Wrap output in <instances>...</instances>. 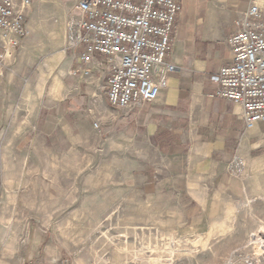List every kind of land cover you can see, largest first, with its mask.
I'll return each instance as SVG.
<instances>
[{
	"label": "crops",
	"instance_id": "obj_1",
	"mask_svg": "<svg viewBox=\"0 0 264 264\" xmlns=\"http://www.w3.org/2000/svg\"><path fill=\"white\" fill-rule=\"evenodd\" d=\"M33 1L51 10L30 8L31 35L23 41L22 55L44 59L50 77L57 71L58 87L49 95L56 101L49 107L52 113L36 110L37 120L47 113L62 129L75 133L89 132L99 123L105 131L116 130L120 139L133 141V155L141 159L127 165L124 179L139 189L161 233L177 229L207 245H238L245 243L247 233L264 227V122L246 130L241 105L214 97L218 86L212 81L221 67L232 63L227 41L237 32V21L252 6L264 11V0H192L186 11L181 0L166 59L179 71L169 75L155 102L126 109L112 107L107 99L110 76L103 57L96 55L84 65V48L65 50L68 19L81 18L75 16L79 1ZM36 107L34 103L33 111ZM4 144L0 139V146ZM234 157L244 162L238 178L227 171ZM9 163L25 160L0 157V165ZM7 169V180H22V171ZM9 200L2 199L0 213ZM4 222L0 220V227ZM233 252L231 248L215 257L228 259Z\"/></svg>",
	"mask_w": 264,
	"mask_h": 264
},
{
	"label": "rangeland",
	"instance_id": "obj_2",
	"mask_svg": "<svg viewBox=\"0 0 264 264\" xmlns=\"http://www.w3.org/2000/svg\"><path fill=\"white\" fill-rule=\"evenodd\" d=\"M75 1L81 0H64L66 5ZM191 3L184 0V11ZM31 9L43 13L51 7L33 1ZM72 21L70 15L68 24ZM69 36L68 29L65 50L72 52ZM23 46L0 64V139L5 143L0 157L25 160L0 165V206L4 197L11 199L0 213L5 221L0 264H264V227L247 233L238 245H207L177 229L164 234L154 228V212L145 209L139 189L124 179L127 165L141 159L133 155L134 142L99 123L77 133L55 123L47 113L55 101L49 95L58 89L57 71L50 77L45 60L24 57ZM36 110L47 111L41 122ZM235 158L227 171L238 178L244 162L235 176L230 169ZM8 167L22 171V180H7ZM231 248V258L215 257Z\"/></svg>",
	"mask_w": 264,
	"mask_h": 264
},
{
	"label": "built area",
	"instance_id": "obj_3",
	"mask_svg": "<svg viewBox=\"0 0 264 264\" xmlns=\"http://www.w3.org/2000/svg\"><path fill=\"white\" fill-rule=\"evenodd\" d=\"M181 0H81V18L69 25V48H84L81 64L103 57L109 74L106 92L117 109L155 102L177 73L166 62L171 35L181 11ZM32 0H0V64L11 59L28 38L27 11ZM237 32L227 45L232 63L212 77L218 86L214 97L243 108L246 130L264 122V11L252 6L237 21ZM79 73L75 71V74ZM85 77L90 71L83 70ZM235 176L242 173L241 159L231 163ZM229 169V170H230Z\"/></svg>",
	"mask_w": 264,
	"mask_h": 264
}]
</instances>
